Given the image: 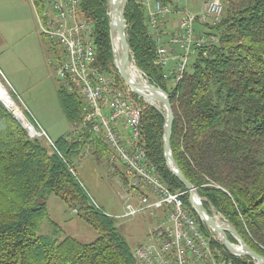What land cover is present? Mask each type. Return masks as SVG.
<instances>
[{"label": "trees", "instance_id": "1", "mask_svg": "<svg viewBox=\"0 0 264 264\" xmlns=\"http://www.w3.org/2000/svg\"><path fill=\"white\" fill-rule=\"evenodd\" d=\"M143 1L127 4V37L136 65L170 96L175 161L209 214H222L247 245L264 256V0H225L221 21L209 26L218 40L199 50L183 78L171 85L165 69L155 63L157 45ZM82 9L95 22L103 69L118 72L109 1L82 0ZM161 35L163 40L171 37L167 32ZM118 78L124 82L120 74ZM58 95L70 123L80 120L78 90L61 87ZM140 101L145 106L147 153L164 181L172 190L184 191L191 206L186 185L166 164V114ZM66 135L55 141L56 148L42 138H31L0 99V264H136L115 217L93 203L77 178L72 157L80 143ZM93 152L98 158L108 155L101 144ZM51 194L78 208L97 231L93 240L82 242L70 234L58 239L60 227L50 219L46 200ZM45 219L55 226L53 236L39 234ZM226 255L232 264H257L250 257L228 251Z\"/></svg>", "mask_w": 264, "mask_h": 264}, {"label": "built area", "instance_id": "2", "mask_svg": "<svg viewBox=\"0 0 264 264\" xmlns=\"http://www.w3.org/2000/svg\"><path fill=\"white\" fill-rule=\"evenodd\" d=\"M31 2L42 34L62 46L56 69L57 78L63 82L61 87L69 92L83 90L82 117L72 123L66 138L78 141L80 151H95L98 144L110 146L106 158L124 185L125 213L121 217L146 215L155 220L148 234L150 242L132 250L136 264H232L217 232L200 220L190 198L191 206L186 204L184 191L171 189L148 155L142 97L119 80L115 70L103 69L95 22L85 16L82 0ZM143 4L157 43L155 63L176 84L187 71L192 54L218 40L210 29L197 33L195 26L199 20L219 23L225 0H208L198 13L177 8L171 0H144ZM174 12L182 17L165 42L160 20L171 19ZM173 61L176 65L169 68ZM31 125L25 126L31 138L46 136L56 148L44 129Z\"/></svg>", "mask_w": 264, "mask_h": 264}, {"label": "rangeland", "instance_id": "3", "mask_svg": "<svg viewBox=\"0 0 264 264\" xmlns=\"http://www.w3.org/2000/svg\"><path fill=\"white\" fill-rule=\"evenodd\" d=\"M172 1L177 8L198 13L208 0ZM110 11L109 2V15ZM181 17L180 13L174 12L171 19L166 21L161 19L160 31L165 34L166 31L162 27L167 24V28H170L171 22L174 27L175 25L178 27ZM210 25L212 24L199 20L195 26L196 32L202 33L206 28L209 29ZM164 40L168 41L167 38ZM62 52L61 45L42 34L31 0H0V83L19 106L24 120L22 125L25 127L27 124H32L31 127L46 130L54 143L59 137L72 131V123L65 116L58 95L63 82L57 78L56 74L57 54ZM196 55L192 54L188 67L195 60ZM115 63L117 67L116 56ZM131 63L136 65L133 53ZM175 63L173 61L169 68L176 65ZM136 67L142 76H145L143 78L147 83L154 84L137 65ZM118 72L117 74H120ZM167 83L172 84L170 79ZM142 98L145 100L144 97ZM146 103L149 104L147 101ZM161 105L162 108L159 107V103L153 106L160 108L159 110L166 114L164 104L161 103ZM6 107L15 115L11 107L7 105ZM40 138L51 143L46 136ZM105 147L110 154V146L105 144ZM72 165L77 178L93 203L106 214L115 217L116 227L130 248L133 250L138 245L149 243L148 234L155 220L146 215L121 217L125 213L122 197L124 185L119 176L112 172L110 160L106 157L98 158L93 151L84 148L73 155ZM117 165L122 168L121 163ZM46 200L50 219L60 227L59 240L64 238L65 234H70L82 242H90L97 235V231L87 222L78 208L70 207L61 197L54 194L47 195ZM216 215L222 214L213 210L212 216ZM54 233L55 226L49 219L43 220L39 234L53 236Z\"/></svg>", "mask_w": 264, "mask_h": 264}, {"label": "water", "instance_id": "4", "mask_svg": "<svg viewBox=\"0 0 264 264\" xmlns=\"http://www.w3.org/2000/svg\"><path fill=\"white\" fill-rule=\"evenodd\" d=\"M111 13H118V20L115 23L113 17L110 18V33L111 39L115 51V56L117 60V67L119 72L124 79V81L129 84L132 89L140 96L144 97L145 100L152 105H156V103L160 104V108H162L161 103L164 104L166 108V124H165V143H164V153H165V160L167 166L170 170L186 185L190 192V201L193 204L194 208L197 210L200 220L209 227L213 228L217 234L220 236L224 246L227 250L235 256L239 257H250L252 258L257 264H264V256L258 254L254 250H252L247 243L243 240V238L239 235L236 228L231 225L224 216L221 215V220L218 223L215 218L209 214L208 210L205 208L202 202V197L199 195L197 188L189 182L185 175L182 173L181 169L179 168L178 164L175 161L172 146H171V139H172V132H173V123L175 120L174 111L172 108L171 100L169 94L159 86L150 83H140L136 82L131 78L130 75V66H131V47L127 37V20L125 18L126 7L129 0H118V1H111ZM118 33L122 45V52L118 54L115 50L114 45V34ZM149 99H153L154 103H151ZM2 100V99H1ZM8 107L13 109V112L16 115V118L21 124H24L23 118L16 113L14 110V106L8 103L6 100H2ZM159 108V109H160ZM229 233L235 236L238 240V244L233 243L229 239Z\"/></svg>", "mask_w": 264, "mask_h": 264}, {"label": "bare ground", "instance_id": "5", "mask_svg": "<svg viewBox=\"0 0 264 264\" xmlns=\"http://www.w3.org/2000/svg\"><path fill=\"white\" fill-rule=\"evenodd\" d=\"M111 3L113 1H118V0H110ZM120 9L118 10V13H119ZM118 13H114L110 11V15L113 17L115 23L117 22L118 20ZM114 45H115V50L118 54H121L122 52V45H121V41H120V37H119V34L115 32L114 34ZM130 75H131V78L136 81V82H140V83H147V81L143 78L140 70L136 67V65L134 64H131L130 66ZM145 77V76H144ZM78 92L81 94L82 96V99H83V90H78ZM0 99L2 100H6L8 103L12 104L14 106V110L16 111V113L18 115H20L21 117H23V114L19 108V106L16 104V102L11 98L9 92L5 89V87L0 83ZM149 101L151 103H154L153 99H149ZM158 104V103H156ZM215 220L218 221V223L220 222L221 220V215H216L215 217Z\"/></svg>", "mask_w": 264, "mask_h": 264}, {"label": "crops", "instance_id": "6", "mask_svg": "<svg viewBox=\"0 0 264 264\" xmlns=\"http://www.w3.org/2000/svg\"><path fill=\"white\" fill-rule=\"evenodd\" d=\"M164 26L165 27H162V29L164 28L163 30L166 31V32H168V33H171V32H173V31H175L177 29V26L175 25V27H174V25L172 24V22H171V27L170 28L169 27L167 28V24L166 25L164 24ZM171 28H173V30ZM170 30H172V31H170Z\"/></svg>", "mask_w": 264, "mask_h": 264}]
</instances>
